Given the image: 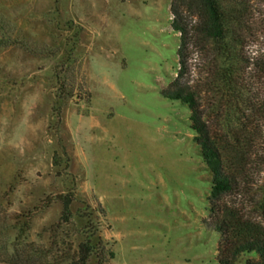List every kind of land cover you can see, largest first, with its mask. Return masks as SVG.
Here are the masks:
<instances>
[{
  "label": "rangeland",
  "instance_id": "374dc122",
  "mask_svg": "<svg viewBox=\"0 0 264 264\" xmlns=\"http://www.w3.org/2000/svg\"><path fill=\"white\" fill-rule=\"evenodd\" d=\"M169 4L0 0V239L27 221L26 242L74 249L89 217L115 254L106 264H218L189 109L161 95L177 74ZM259 9L250 55L264 46ZM198 62L193 53L192 77ZM251 132L247 193L264 179V120Z\"/></svg>",
  "mask_w": 264,
  "mask_h": 264
},
{
  "label": "trees",
  "instance_id": "16d2710c",
  "mask_svg": "<svg viewBox=\"0 0 264 264\" xmlns=\"http://www.w3.org/2000/svg\"><path fill=\"white\" fill-rule=\"evenodd\" d=\"M263 5L264 0H170L169 4L171 30L179 38L177 74L161 95L189 109L193 141L209 173L206 224L219 237L218 264H236L251 254L254 257L245 264H264V179L253 193L246 191L251 131L255 122L264 120V95L253 97L254 76L264 88V46L254 55L246 50L257 37L254 25ZM193 53L199 61L196 77L190 67ZM69 96L60 93L58 99ZM261 168L264 171V161ZM245 194H250L248 205L237 200ZM59 198L63 210L56 234L70 223L74 195ZM28 230L25 221L13 241L0 239V264H106L115 257L89 217L81 232L83 240L74 249L56 251L28 243Z\"/></svg>",
  "mask_w": 264,
  "mask_h": 264
}]
</instances>
